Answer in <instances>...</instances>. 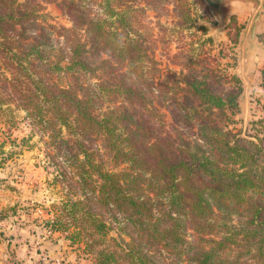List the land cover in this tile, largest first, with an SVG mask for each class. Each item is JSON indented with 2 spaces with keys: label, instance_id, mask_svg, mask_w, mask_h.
<instances>
[{
  "label": "trees",
  "instance_id": "1",
  "mask_svg": "<svg viewBox=\"0 0 264 264\" xmlns=\"http://www.w3.org/2000/svg\"><path fill=\"white\" fill-rule=\"evenodd\" d=\"M132 3L0 0V121L43 140L64 192L49 224L94 264H264V117L235 127L236 58L159 75Z\"/></svg>",
  "mask_w": 264,
  "mask_h": 264
},
{
  "label": "rangeland",
  "instance_id": "2",
  "mask_svg": "<svg viewBox=\"0 0 264 264\" xmlns=\"http://www.w3.org/2000/svg\"><path fill=\"white\" fill-rule=\"evenodd\" d=\"M256 1L225 0L219 10L206 0H168L158 10L147 5L146 0L132 3L143 9L138 12L142 26L136 27L152 38L153 48L148 53L157 61L159 75L178 77L183 67L181 60L202 70L211 65L225 67L226 61L232 63V57L236 58L229 71L239 77L241 91L233 117L235 127L246 137L254 127H260L252 120L264 117V86L258 76L264 68V0ZM259 3L263 6L250 28L249 20ZM42 13L52 24L70 26L54 1L46 3ZM257 22L262 28L256 27ZM164 119L170 122L168 113ZM18 125L8 129L0 121V143L5 150H15L0 165V264H94L83 244L71 241L65 232L49 224L59 213L56 205H60L64 192L54 178L53 167L45 160L43 140L33 134L21 141L28 127L23 122ZM110 233L116 235L114 230Z\"/></svg>",
  "mask_w": 264,
  "mask_h": 264
},
{
  "label": "water",
  "instance_id": "3",
  "mask_svg": "<svg viewBox=\"0 0 264 264\" xmlns=\"http://www.w3.org/2000/svg\"><path fill=\"white\" fill-rule=\"evenodd\" d=\"M206 1L210 4V6L216 8V10H219L222 7L223 3L225 2V0H206ZM243 1H248V0H243ZM250 1L257 3L256 0H250Z\"/></svg>",
  "mask_w": 264,
  "mask_h": 264
},
{
  "label": "crops",
  "instance_id": "4",
  "mask_svg": "<svg viewBox=\"0 0 264 264\" xmlns=\"http://www.w3.org/2000/svg\"><path fill=\"white\" fill-rule=\"evenodd\" d=\"M239 1H243V0H239ZM257 7H256V11H255V13H254V16H253V19L252 20H249V27L251 28V27H253V25H254V17H256L257 16V14H258V12L259 11H261L260 10V6L262 7L263 6V3H260L259 5H256ZM263 19V17H262V14L260 15V21ZM257 25H258V28H262V26H259V23L257 22L256 23V27H257ZM256 27H255V30H257L256 29ZM259 30V29H258Z\"/></svg>",
  "mask_w": 264,
  "mask_h": 264
}]
</instances>
